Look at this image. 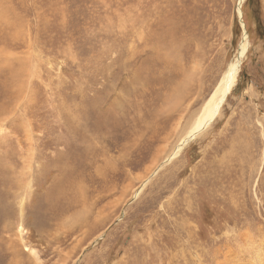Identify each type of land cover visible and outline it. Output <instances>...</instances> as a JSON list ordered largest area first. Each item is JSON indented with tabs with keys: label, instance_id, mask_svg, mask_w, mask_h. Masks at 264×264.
I'll use <instances>...</instances> for the list:
<instances>
[{
	"label": "rangeland",
	"instance_id": "obj_1",
	"mask_svg": "<svg viewBox=\"0 0 264 264\" xmlns=\"http://www.w3.org/2000/svg\"><path fill=\"white\" fill-rule=\"evenodd\" d=\"M239 3L0 0V168L15 176L0 188L13 206L12 218L1 224L16 225L22 209L34 213L27 222L46 241L43 264H196L197 250L185 244L202 214L213 220L224 214L237 222L233 236L244 228L253 236L242 241L236 234L231 255L224 250L219 262L256 260L264 240V0H244L242 21ZM246 32L251 45L220 115L163 163L237 57ZM174 103L179 109L166 113ZM24 161L35 167L31 173ZM63 167L70 178L56 182ZM78 184L93 203L90 225L51 239L85 204L71 202ZM58 186L64 192L50 194L46 206V193ZM66 191L73 192L65 200ZM206 231L198 233L206 251L197 253L203 264H218ZM24 255L22 264H31Z\"/></svg>",
	"mask_w": 264,
	"mask_h": 264
},
{
	"label": "bare ground",
	"instance_id": "obj_2",
	"mask_svg": "<svg viewBox=\"0 0 264 264\" xmlns=\"http://www.w3.org/2000/svg\"><path fill=\"white\" fill-rule=\"evenodd\" d=\"M244 0H240L239 3V15L241 17L240 21H242V10H241V4L243 3ZM242 25L244 27V23L242 22ZM251 43L249 40V36L248 33L246 32L240 49H239V53L237 55V57L230 63L228 69L226 70V72L224 73L223 77L221 78V81L219 82L217 88L215 89V91L213 92V94L211 95V97L208 99V101L205 103V105H203L202 110H200L201 113H199L198 116H196V120H194V123L191 125V127L189 128V130L187 131V133L177 142L178 144L171 150L169 156L167 159H165V161L163 163H166L169 160H173L176 159L178 156H180L181 151L184 149V147L190 142V140L192 139H196L200 133L206 129L208 127V125L215 120V118L220 115V112L222 110V104L224 103L227 95L230 93V91L237 85L238 82V74H239V70L241 68V64L242 61L246 55V53L248 52V49L250 47ZM27 52V51H26ZM23 59V58H22ZM198 65V64H197ZM194 66L193 70L190 72L189 74V82H193L195 80V76L197 71L199 72V67L198 66ZM30 72V71H29ZM29 72L24 74L26 75V78H28V74ZM203 74V73H202ZM25 78V79H26ZM198 78V76H197ZM200 78V77H199ZM25 82V81H24ZM26 82H28V79L26 80ZM176 93V92H175ZM182 94V93H181ZM187 94V93H186ZM177 96V95H176ZM186 96V95H185ZM183 99V98H182ZM181 99V100H182ZM175 101V100H174ZM178 103V102H177ZM177 103H174V106H169V109L166 108L164 109L165 112H169V114H171L174 110L179 109L178 106H175ZM165 104V103H164ZM187 108V107H186ZM181 109V108H180ZM182 110L180 117L182 118V116L185 115V113L183 114ZM168 115V114H166ZM179 116V115H178ZM79 138V137H78ZM77 142V141H76ZM72 144V143H71ZM80 147V146H79ZM69 153V152H68ZM92 153V152H91ZM95 153V152H94ZM247 153V152H246ZM233 155V154H232ZM171 157V159H170ZM9 158V157H8ZM31 160H33L34 156L31 153ZM29 160V158L27 159ZM30 160V161H31ZM8 161H11L10 159ZM46 161V160H45ZM52 161V160H51ZM16 163V162H15ZM25 166L27 168L28 173H31V171L33 170V168L35 169V167H32L31 163L28 161H24ZM106 164H108L109 162L105 161ZM222 163V162H221ZM66 164V163H65ZM111 164V163H110ZM113 164V163H112ZM9 164H7L8 166ZM67 165V164H66ZM10 166V165H9ZM8 166V167H9ZM99 166V165H98ZM39 167V171L41 175L43 174V167L42 164L39 163L38 165ZM61 167V166H60ZM68 167V166H67ZM2 168V167H1ZM0 168V172H3L2 178L0 176V188L3 189L4 188V181H9V177H11V179L13 177H15L13 175L12 172H10L9 170H4ZM25 168V167H24ZM25 168V169H26ZM171 168V167H170ZM8 169V168H7ZM23 169V168H22ZM23 169V170H25ZM37 169V167H36ZM13 170V169H12ZM16 170V169H15ZM66 170V169H65ZM69 170V171H68ZM58 171V170H57ZM60 171V170H59ZM82 171V169H81ZM10 172V173H9ZM22 172V170H21ZM38 172V170H37ZM64 172V167L63 170L61 171L60 175H57V180L56 182L59 181V178H62L63 175H67ZM71 171V167L67 168V173H70ZM10 175H9V174ZM57 173V172H56ZM21 174V173H20ZM73 174V173H72ZM84 174V173H83ZM82 174V175H83ZM97 174V173H96ZM12 175V176H11ZM21 175H24L23 173ZM26 175V174H25ZM74 175V174H73ZM67 176L70 175L68 174ZM44 177V176H43ZM54 178V177H53ZM48 179H50L48 177ZM74 179V178H73ZM86 179V178H85ZM70 180V179H69ZM93 180V179H92ZM13 181V180H12ZM16 181V180H15ZM14 181V182H15ZM65 181V180H64ZM18 182V183H17ZM16 184L21 185V183L19 181H17ZM42 183V182H41ZM14 184V183H13ZM74 183H71L69 186H75ZM42 185V184H41ZM68 185V184H67ZM83 185V184H81ZM80 184L77 185V187L75 189L78 188V199H73L71 200V202L73 203H80L82 204V202L85 204L81 205L82 208L74 213L71 214L70 216H68V218H66V220L62 223L60 227H56V232H54L52 234L51 239L55 238V240H58L61 237H66L68 234H73L76 233L78 230L81 229V231L85 230L86 228L89 227L90 225V221H89V216H91L93 214L92 208H93V203H91V201H89L88 203V196H86L85 194H88V192L86 190H81L79 187L81 186ZM131 186V184H129ZM247 185V184H246ZM22 186V185H21ZM44 186V185H43ZM68 186V187H69ZM19 187V186H18ZM188 187V186H187ZM30 188V187H28ZM110 188V187H109ZM127 188V187H126ZM131 188V187H130ZM73 189V188H72ZM187 189V188H186ZM15 189H13L12 187L9 189V194L13 193L15 194V192L13 191ZM64 188L62 186H58L56 188L52 187L50 188V190L46 193V206L50 204V194L53 196L54 194L57 193H62L64 192ZM69 190V189H67ZM2 191V190H1ZM0 191V213L2 214V212H5L3 217H0V227H2L3 225L1 224V222L5 221V223H8V219L12 218V212H13V206L9 205L7 202H10L8 200V196L6 194V192H1ZM8 191V190H7ZM99 191V190H97ZM109 191V190H108ZM19 192V191H18ZM73 191L68 192L66 191L65 196L63 194H61V197L64 196V198L69 194V196H71ZM92 192V191H91ZM101 192V191H100ZM135 190L132 191V195L134 194ZM17 193V192H16ZM26 193V192H25ZM182 193V192H181ZM74 194V193H73ZM84 195V196H83ZM99 195V194H98ZM20 197V196H19ZM74 197V196H73ZM77 197V195L75 196ZM21 199V198H20ZM66 200V198H65ZM236 200V199H235ZM26 201V200H25ZM93 202V199H92ZM11 203V202H10ZM58 203V202H57ZM13 205V204H12ZM170 205V204H169ZM173 205V204H172ZM188 205V204H187ZM240 205V204H239ZM57 206V205H56ZM53 208V207H52ZM56 208V207H55ZM65 208V207H64ZM29 209V208H28ZM50 209V207H49ZM26 210V208H25ZM18 212H20V210H18ZM24 209H22V212H20L22 214V216L20 217V219L18 220V223L16 225H9V226H5L7 224H4L3 226V232H6L2 235V238H0V263L1 261L6 257L8 264H22V262L24 263L25 261L23 260L22 255L25 254L26 257L28 258L29 262L32 264H43V253L46 252L43 248H46V241L44 240V237H40L36 234V230L33 226H31L29 224V222H27V214L28 217L33 218L34 217V213H30V211L26 210V214H23ZM39 212V211H38ZM56 212V210H55ZM54 212V213H55ZM115 212V211H114ZM17 213V212H15ZM53 213V215H54ZM207 213V212H206ZM17 216L20 214H16ZM32 215V216H31ZM208 215V214H207ZM224 214H220L218 217V220H213L212 218H205V215H199L197 216L195 219L196 222V226H198V232L196 231V226L193 225L194 231L189 230L188 231V236L189 238H187V242L185 244L186 246H189L193 249H196L197 251L196 254L197 256H195L197 258V260H195L196 264H203L204 263V259L202 258V251H206L205 246H206V242L203 241V236L199 235L198 233L200 232L201 229H206V234L209 235V237H205L208 242L213 243V247L214 248H210V251L214 254L215 256V262L218 264H226L225 262H219V257L223 254L224 250H226V257L228 258L233 249L230 248L228 245L230 244L229 241H231V239H237L236 234L238 235V237L242 240V241H248V239H250L251 241L253 240V236L252 234H250V230L248 228H244L245 230L240 232V233H234V236L232 235L234 228H236V224L237 222H229L225 217H222ZM16 216V217H17ZM99 217H96L95 221L99 222L101 225V222L103 221L102 219V214L99 213L98 214ZM214 216V215H213ZM19 217V216H18ZM208 217V216H207ZM29 218V219H30ZM183 218V217H182ZM93 219V218H92ZM191 219V217H190ZM15 220V219H14ZM187 220V218H186ZM185 220V222H186ZM206 220H211L212 225H208L206 224ZM225 220V221H224ZM242 220L246 221L245 218ZM221 221H224L223 224H221ZM228 221V223H227ZM183 222V221H182ZM31 223V222H30ZM194 223V222H193ZM192 223V224H193ZM190 224V222H189ZM33 225V224H32ZM39 225V224H38ZM225 225H232V227L230 229H226L225 230V234L223 237H220L218 235V233L220 232V228L225 226ZM188 226V223H187ZM211 228H210V227ZM94 227V226H93ZM153 227V226H152ZM156 227V226H155ZM150 229V228H149ZM177 230V229H176ZM149 234V233H148ZM147 234V235H148ZM198 234V238H196V235ZM222 235V234H221ZM46 236V235H44ZM86 236V235H85ZM167 236V235H166ZM70 237V236H69ZM170 237V236H169ZM85 238V237H84ZM171 238V237H170ZM47 239V237H46ZM95 239V238H94ZM62 240V239H61ZM184 240V239H183ZM221 240H225L224 243H221L219 241ZM51 241V240H50ZM150 241V239H149ZM254 241V240H253ZM63 242V241H62ZM83 242V239L76 245H80ZM179 242V241H178ZM51 243V242H50ZM165 243V242H164ZM185 243V241H184ZM56 244V243H55ZM91 244V243H90ZM208 245V244H207ZM261 246H264V240L261 242ZM258 247L256 252V260H247L245 261L244 259H234L232 261V264H264V247ZM207 247V246H206ZM55 248V247H54ZM187 248V247H186ZM207 249V248H206ZM58 252H59V256L61 257L62 255V259H69V255L67 254H63L62 253V249H59V247L57 248ZM174 250V249H173ZM191 250V251H192ZM199 250L201 253H197ZM171 251V250H170ZM159 252V251H158ZM168 252V251H167ZM183 252V251H182ZM171 253V252H170ZM158 254V253H156ZM192 254V253H191ZM24 255V256H25ZM150 256V255H149ZM158 256V255H157ZM173 256V254H172ZM191 256V255H190ZM46 257V256H45ZM147 257V256H146ZM171 257V256H170ZM204 257V256H203ZM210 257V256H209ZM120 259V258H118ZM161 259V258H160ZM208 259V258H207ZM5 260V261H6ZM45 260V259H44ZM168 260V259H167ZM214 260V259H213ZM66 261V260H65ZM171 261V260H170ZM176 261V260H175ZM28 262V263H29ZM194 262V263H195ZM159 263V262H158ZM45 264V263H44Z\"/></svg>",
	"mask_w": 264,
	"mask_h": 264
}]
</instances>
